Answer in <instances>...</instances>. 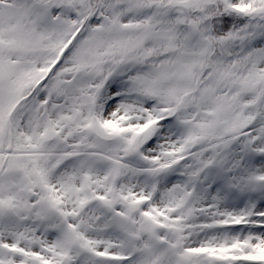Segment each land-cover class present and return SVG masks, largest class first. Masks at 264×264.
Instances as JSON below:
<instances>
[{"label":"snow or ice","instance_id":"1","mask_svg":"<svg viewBox=\"0 0 264 264\" xmlns=\"http://www.w3.org/2000/svg\"><path fill=\"white\" fill-rule=\"evenodd\" d=\"M0 264H264V0H0Z\"/></svg>","mask_w":264,"mask_h":264}]
</instances>
